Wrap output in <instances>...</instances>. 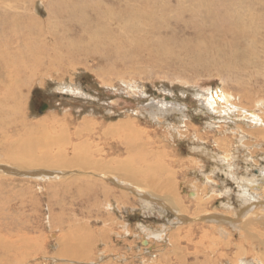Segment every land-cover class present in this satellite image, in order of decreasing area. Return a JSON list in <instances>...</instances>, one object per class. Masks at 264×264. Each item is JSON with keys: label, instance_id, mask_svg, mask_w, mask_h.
<instances>
[{"label": "rangeland", "instance_id": "obj_1", "mask_svg": "<svg viewBox=\"0 0 264 264\" xmlns=\"http://www.w3.org/2000/svg\"><path fill=\"white\" fill-rule=\"evenodd\" d=\"M10 1L0 0V6L9 8ZM84 1L89 10L100 14L101 23L114 30L115 41L120 35L128 44L142 38L170 50L151 57L146 52L135 56L127 48L132 57L121 64L104 59L101 49H90L71 59L61 54L64 62L36 68L34 73L22 70L23 76H14L15 101L10 105L16 111L8 114L7 105L0 104V122H4L0 124V164H9L8 147L45 141L43 134L48 135L47 148L72 152L70 144L58 142L68 133L73 145L90 139L93 147L86 152L94 151L93 160L102 159L109 167L120 161L132 172L131 182L118 184L108 179L111 173L76 168H21L53 171L51 177L57 180L0 174V246L7 248L0 247V264H180L181 260L183 264H239L240 252L252 264L255 254L264 255L263 247L250 248L252 232L259 230L256 237L264 240V228L259 225L264 224L263 215H253L252 209L263 200L255 195L250 203L241 204L238 195L246 186L242 177L263 172L264 139L257 133L264 129L253 124L251 112L264 119V68L260 64L229 71L213 63L203 66L193 62L192 53L181 50L183 44L191 49L201 33L216 35L214 28L227 25L234 1ZM18 2L21 11L23 5L28 10L26 19L44 22L49 18L47 0ZM9 9L0 14H11ZM135 23L138 33L120 34L123 26ZM256 54L264 58V52ZM220 88L231 96L233 117L224 116L207 101L210 92ZM42 100L48 103L46 108L39 107ZM121 123L129 125L128 132L117 128ZM241 135L245 136L240 139ZM196 145L207 155L226 150L238 155L213 164L196 154ZM117 173L119 179L124 177ZM128 185L144 189L150 199L137 198ZM191 191L194 196L188 194ZM231 210L241 211L235 215ZM208 214L228 217L224 223L236 224L237 230L213 225L216 217L201 218ZM251 223L256 225L250 227ZM160 232L167 233L166 239L151 237ZM61 243L62 247L78 244V251L88 248L86 255L68 260L70 256L58 254Z\"/></svg>", "mask_w": 264, "mask_h": 264}, {"label": "bare ground", "instance_id": "obj_2", "mask_svg": "<svg viewBox=\"0 0 264 264\" xmlns=\"http://www.w3.org/2000/svg\"><path fill=\"white\" fill-rule=\"evenodd\" d=\"M233 1H234L233 3L235 4L233 6L232 14L229 15L230 17L228 18L229 22L227 25L220 26L214 29L212 28L216 35H210V34L205 35L201 33L200 41H198L199 40L198 39L197 42L194 44V46L190 47L191 49H188L189 46L187 44H183L182 46L181 44H179L181 46V50L182 51L184 50L188 54L192 53L194 57L193 62L200 63V65H203V66H208L213 63V64H217L218 66L226 70L229 69V71H232L230 70L232 68L237 69L236 68L237 66H239L241 70H244V67L249 68L250 70L252 66L257 68L260 64H261L260 68H264V58L260 59V57L257 56L256 54L259 51H261V53L264 52L261 49L264 47V0H233ZM18 4H20L18 0L10 1V5H13L14 7L17 6ZM86 4L87 3L84 0H47V7H48V10H50V14H49V18L44 22L39 21V20L38 22L35 19L31 20L30 19L31 17L29 19L28 18L26 19L27 17L26 12L28 10L26 9L24 5H23L22 11L19 5L17 8H12L13 10L10 8V5H9L10 9L4 6H0V10L9 9L12 11L11 14L8 12L0 14V104L3 106L7 105V108H5V111H7L8 114L9 112L14 113L16 111V107H13L14 105L13 106L10 105L11 103H14L15 101V96H14L15 90H13V87L17 84V80L15 79L14 76H23L24 73L22 72V70L30 69L31 73H34L36 68H40L42 66L53 65L54 63L58 64L60 62H64L63 60L60 59L61 54H63L65 58L71 59L72 57L74 58L78 57V54H84V53L88 54V50L90 49L92 50L101 49L103 50V54L101 56L104 59H110L117 63L121 62V64H124L128 60H130L129 58L132 57L129 53L130 51L127 48H129L135 56H138L142 52H146L151 57H155L156 55H160L166 50H170L168 47H165L163 46V44H160V43H156V45H153L151 43L152 44L151 45L148 43L149 41L147 42L145 39L143 40L142 38H138V40L130 41L129 42L130 44H128L127 42H124L120 34L127 33V32H133V31H136L138 33L139 25L136 23L135 25H132V26H123L124 25L123 24L122 25L123 27L121 28L122 30H120V34H116L118 36L120 35V39H119L120 42L115 41L114 30L111 28H108L107 24L105 25L104 23H101L100 18H99L100 14L97 13L96 11L94 12L91 9L89 10L86 7ZM99 9L100 8L98 7V10ZM84 11H87L88 13L87 17H84ZM22 12H25V13H22ZM123 13L125 12L123 11ZM149 14L150 13H148L146 16H148ZM104 15L105 14H103V16ZM140 15L144 17V12L142 11ZM136 19L132 18L131 20L135 21ZM153 28H154L153 26H149L148 29L150 30V32L154 33L155 29L153 30ZM218 28H222V29H218ZM212 36L216 37L215 38L216 41L213 40ZM45 38L47 39V41H45ZM88 40L90 41L88 42L89 44L83 43L84 41H88ZM230 99H231L230 94L227 93L223 88H220L214 93L210 92L209 99H207V101L214 108H217V107L220 108L223 112L221 113L227 117L231 115V112H234L231 110L233 105L232 106L230 105ZM234 110H237V109H234ZM0 112L2 113V109H0ZM256 114L257 113L251 112V119H252L253 124L254 125L257 124L258 125L257 127L261 126V128L264 129V119L260 117V115L258 114L256 115ZM231 117L233 116L231 115ZM130 123H129L130 127L133 129H136L134 128V126L131 125L132 123L131 124ZM0 124L3 125L4 122L1 121ZM129 125L122 124L120 126L118 125L117 128L128 132L126 130V127H129ZM263 131L264 130L260 129L257 134L261 138L264 139V135L261 134ZM244 136L245 135H241L239 138L242 139ZM42 137L44 138L45 141H35V143L28 142V144H26L25 146L24 145L16 146L14 149H12V147H8L9 149L7 148L5 152L8 155L9 159L7 161L9 162V164L5 162L7 164H0V166L1 165L12 166L11 168L16 169L18 171H24L25 174H29V175H31L30 173H37L35 174V176H33L34 174L30 176V177H40L41 178L37 180H57L59 178L51 177V176H55L56 172H53V171L23 170L21 168L48 169V170H51L50 168H61V169L76 168L79 172L89 171V169H91L93 172L111 173L112 178L108 177V179H111L112 181H116V183L118 184L124 185V184H129V182H131L129 178H131L130 175H132V172L129 171L125 165L123 166L120 161L114 162L116 163V165H113V167L111 166L109 167L107 166L108 164L103 162L102 159H99V160L96 159L95 161V158H94L93 160L92 156L95 154L94 151L92 150V151L86 152L92 146V144L89 142L90 139L88 140L85 138L79 144L73 145L71 144V138L68 135V133H66V135L62 137L63 139L58 140V138L56 137L55 139L58 140V142H60L61 140L65 141V144H70V147L74 148V151L68 152L66 151L65 148L60 149L59 151L53 148H47L49 145V142L46 141L48 140L47 139L48 135L43 134ZM29 140L30 139H28V141ZM250 144H253V143H250ZM246 145H247V142H246ZM39 147H41L42 149H39ZM238 147L243 148L244 146L241 144H238ZM194 149L197 151L196 153L197 155L200 156V154H202L203 156L207 157L209 161L211 162L214 161L213 164L214 163L216 164V161L218 159L225 162V161H228V159H231V157L233 158L234 155L235 156L238 155L235 152L227 151V150L224 152L220 151L221 152L220 155H218L217 153L207 155V154H204L205 149L201 148L199 145L198 146L196 145ZM243 149H245V147ZM13 150L16 151L17 154H15ZM78 150H82V151L78 152ZM68 153H70V156H68ZM152 157H154V155ZM222 166L223 165H221V168ZM262 171H263L262 174L258 173V175H253L250 172H248L249 175H246V177L241 178V181L246 186L242 188V193L238 195V198H242L240 199V202L241 204H244V203H250L253 198H257V196L255 195H259V198L261 197L263 201H260L258 204H254V206L256 207L252 208L254 209V212H255L253 215L255 216L257 214H259L260 216L263 215V219H264V185H262V183L264 182V167L262 168ZM27 172H30V173H27ZM117 172H122L124 177H121V179H119L117 177L118 176ZM0 174H13V173H6L4 172L2 168H0ZM61 176L63 175H60V177ZM228 177H231V176H228ZM74 179H78V178H74ZM234 180H235V177H234ZM243 183H240V185L243 186ZM128 186H130L131 191L135 195H137V198H140V199L143 198L144 200L150 199V196H148L146 193L143 192L144 189L136 185H134V187L131 185H128ZM85 188L88 189V186H86ZM144 188L146 190L148 189L146 186ZM258 189H261V192H258ZM79 191L81 192V190ZM107 193L109 194V192ZM188 194L191 196L195 195L193 191L189 192ZM118 202H120V200H118ZM260 207L261 209L259 210ZM240 211L233 210L232 212L233 214L236 215V213L239 214ZM176 215L178 217H183V216H180L179 214H176ZM215 217L218 219L211 220V222H217L216 224H213V225L219 226L220 224H223L228 227L229 231L237 230L238 226L236 224H232L231 222H228V224L224 223L225 221L230 220V219H227L228 217L214 216V218ZM248 225L249 226L251 225L250 227H252L256 224L251 223ZM259 225H263V228H264V224H259ZM253 231H254V228H253ZM152 232H154V230ZM258 232L259 230H256L254 233L252 232L254 241L250 243V248L251 249L253 248L254 250L256 249V246H258V248L259 247L264 248V240H260L256 237V234ZM166 234L167 233L164 234L160 232V233L153 234L151 237L155 236V237H158L160 240H163V238L166 237ZM261 234L264 235V232ZM28 241L30 242V240ZM59 245L60 246L58 247L59 249L58 254L61 253L63 255H67L68 257L70 256V259L68 260H72L71 257H74V256H76V258L80 256L84 257L88 249L86 248V251H85L84 250L85 248L84 249L80 248L78 251V248H79L77 246L78 244L75 245L74 243L65 244L63 247H62V243ZM0 247H2V249L6 248L5 246H0ZM79 252H81L82 254H80ZM241 254L242 252H240L239 255L237 256L238 259L241 258V260L239 261V264H250L249 260H247L243 256L240 257ZM263 260H264V255L255 254V256L253 257L254 263L252 262V264H260V262ZM236 261L238 260L236 259ZM181 263L183 264L182 260H181Z\"/></svg>", "mask_w": 264, "mask_h": 264}, {"label": "water", "instance_id": "obj_3", "mask_svg": "<svg viewBox=\"0 0 264 264\" xmlns=\"http://www.w3.org/2000/svg\"><path fill=\"white\" fill-rule=\"evenodd\" d=\"M0 168H2L4 170V172H6V173H15V174L21 173V174H25L24 171H21L20 172V171H18L16 169H13V168L9 167V166L1 165ZM27 173H30V172H27ZM30 174L33 175V174H37V173H30ZM211 216L214 217L216 215H214V214H208V215L202 216L201 218H210Z\"/></svg>", "mask_w": 264, "mask_h": 264}, {"label": "flooded vegetation", "instance_id": "obj_4", "mask_svg": "<svg viewBox=\"0 0 264 264\" xmlns=\"http://www.w3.org/2000/svg\"><path fill=\"white\" fill-rule=\"evenodd\" d=\"M45 102H46V100H42V102L39 103V107H40L41 104H42V107H43V108H46L47 105H48V103H47V102L45 103ZM45 106H46V107H45Z\"/></svg>", "mask_w": 264, "mask_h": 264}]
</instances>
